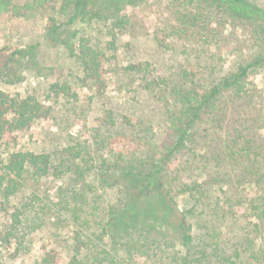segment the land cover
Segmentation results:
<instances>
[{
    "label": "rangeland",
    "instance_id": "1",
    "mask_svg": "<svg viewBox=\"0 0 264 264\" xmlns=\"http://www.w3.org/2000/svg\"><path fill=\"white\" fill-rule=\"evenodd\" d=\"M206 2L113 0L115 16L128 20L124 29H118L112 19L102 18L89 25L74 17L72 22L73 4L67 6L64 0H0V46L36 47L34 55L23 60L27 68L25 81L16 85L0 82V90L11 95L34 92L51 107L49 116L19 132L16 142L0 143V160L14 150L46 153L52 159L49 174L35 178L28 175L9 201L0 195V236L11 230L16 214L23 213L17 235L22 243L13 239L10 245L0 240V264H37L48 249H56L60 263L66 264L78 255L77 244H83V240L79 257L85 258L86 264H92L97 250L103 256L102 251L109 249L105 244L107 239H101L102 231L111 211L123 203V192L113 182L114 176L121 174L119 168L125 163L130 166L126 171L136 172L130 164L132 158H136L133 162L144 173L155 168V164L162 166V158L173 145L167 131L168 116L178 109L171 86L148 89L146 80L141 79L143 74L126 70L128 66L148 63L149 77H165L171 85L183 77L186 69L200 82L208 84L261 53L257 30L264 26L262 20L253 16L221 18V10L209 8V1ZM210 10L213 17L207 19ZM200 11L207 15L192 26L182 24L183 12ZM51 17L61 25L57 35L48 34ZM74 31L88 33L107 50V86L103 94L84 81L81 68L63 46V40ZM66 85L70 93L59 89ZM229 94L217 103L216 109L203 113L199 126L204 140L199 144L203 148L199 151L215 152L214 146L224 144L230 138V129L237 128L247 147L256 150L261 155L259 158L264 157V66L250 84L248 98L240 105ZM224 104L229 111L220 115ZM108 110L115 117V125L106 121ZM125 135L130 138H124ZM137 136L142 138L141 148H138ZM70 147L80 149L82 157L75 159L69 153ZM185 155L177 153L171 159L184 162ZM83 158L91 168L84 180L74 172L75 165H84ZM187 167L188 173L196 171ZM214 169L217 168L205 167L204 171L209 173ZM104 172L108 182L103 181ZM198 174L205 179L204 173ZM246 185L249 184L244 183L245 191H249ZM222 196L215 193L229 213L210 218L214 221H210L208 230L214 240L236 253L248 247L244 231L247 220L228 201L224 203ZM178 200L182 209L194 205L188 197ZM235 208L243 210L240 205ZM205 225V221L196 224L197 243ZM252 240L250 236V244ZM123 254L122 250L115 259L109 258L111 262L104 260L101 264H151L143 259L124 263Z\"/></svg>",
    "mask_w": 264,
    "mask_h": 264
},
{
    "label": "trees",
    "instance_id": "2",
    "mask_svg": "<svg viewBox=\"0 0 264 264\" xmlns=\"http://www.w3.org/2000/svg\"><path fill=\"white\" fill-rule=\"evenodd\" d=\"M64 1L67 6L73 4L72 22L74 17H78L90 25L91 22L104 18L112 19L114 27L118 29H124L127 25L126 17L115 16L113 0ZM207 1L209 8L221 10V18L227 15L237 19L241 16H253L264 22V0ZM182 15V24L187 27L188 23L192 26L196 20L207 14L200 11L190 14L183 12ZM209 16L213 17L212 12L207 19H210ZM205 20L206 18L204 22ZM48 28V34L57 35L61 25L51 17ZM257 33L260 37L261 53L248 63H240L236 69L220 75L208 84L200 82L193 72L186 69L183 77L171 85L170 80L165 77H149L148 63L128 66L126 70L143 74L141 79L146 80L148 89L153 86H171L178 108L168 116L167 131H170L173 145L167 156L162 158V166L157 167L158 164H155V168H151L148 173H144V170L133 162L136 158L130 160L131 167L136 172L126 171V167L130 168L127 163L119 168L121 174L115 175L113 182L120 185L123 203L114 207L102 231L101 239H107L105 244L109 249L102 251L103 256H100L101 251L97 250V254L92 256V264H101L104 260L111 262L109 258L115 259L122 250L124 263L143 259L151 264H264V186H261L264 178V157L259 158L261 155H258L256 150L247 147L241 138V131L234 127L233 130L230 129V138L224 144L214 146L216 155L209 150L203 153L199 151L203 149L201 146L199 148V144L204 140L199 126L203 121V113L210 108L216 109L217 103L228 93L233 102L240 105L241 101L248 98L250 84L254 83L255 75L264 66V26L257 30ZM63 46L81 68L84 81L89 82L98 94H103L107 86L106 48L95 42L88 33L78 34L76 31L71 37L63 40ZM35 49L34 45L21 48L0 46V82L9 85L23 83L27 71L23 60L33 56ZM59 89L70 93V87L67 85L60 86ZM228 111L224 104L220 115L227 114ZM50 112L51 107L34 92L11 95L0 90V143L16 142L19 132L30 129L37 121L47 118ZM106 121L108 124H116L111 110L106 112ZM123 137L130 138L127 135ZM136 142L140 145L138 148H141L142 138L138 137ZM69 153L75 159L82 157L80 149L75 147H70ZM177 153L186 154L184 162L179 163L171 159V155ZM122 159L124 162L125 158ZM83 160L84 165L77 164L74 167V172L82 180L91 169L87 160ZM51 162L50 155L46 153L30 150L10 152L6 158L0 160V195L9 201L17 194L19 186L28 175L35 178L49 174ZM187 165L190 171H196L188 173ZM205 167L217 169L207 173L204 171ZM200 172L204 173L205 179L199 177ZM106 175V172L102 173L103 181L108 182L104 177ZM244 183L249 184L246 185L249 191H245ZM215 193L223 195L224 203L228 201L229 206L239 213L241 218L247 220L244 231L248 236V247H243L239 252H229L220 241L214 240L208 230L210 221H214L210 218L217 215L220 217L228 212L224 205L221 206ZM183 196L194 201L193 207L181 208L178 198ZM237 205L241 206L242 212L236 210ZM22 214L18 212L14 217L15 223L10 226L11 230L0 236L3 243L11 245L14 240L16 243H22L19 237L17 238L21 231L18 226L23 221L20 217ZM198 221H205L206 225L203 227L204 232L199 234L197 243ZM250 236H253L251 244ZM82 243L77 244L78 255L66 264H86L85 258L79 257L80 247L84 245L85 240ZM37 264H61L58 251L45 250Z\"/></svg>",
    "mask_w": 264,
    "mask_h": 264
}]
</instances>
